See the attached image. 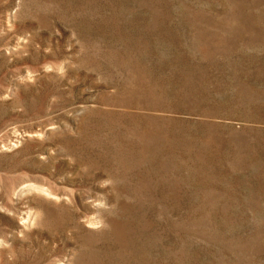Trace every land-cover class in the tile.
<instances>
[{"label":"rangeland","instance_id":"374dc122","mask_svg":"<svg viewBox=\"0 0 264 264\" xmlns=\"http://www.w3.org/2000/svg\"><path fill=\"white\" fill-rule=\"evenodd\" d=\"M0 264H264V0H0Z\"/></svg>","mask_w":264,"mask_h":264}]
</instances>
